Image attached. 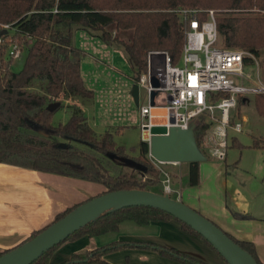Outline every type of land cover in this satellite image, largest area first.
I'll use <instances>...</instances> for the list:
<instances>
[{
    "label": "trees",
    "instance_id": "obj_1",
    "mask_svg": "<svg viewBox=\"0 0 264 264\" xmlns=\"http://www.w3.org/2000/svg\"><path fill=\"white\" fill-rule=\"evenodd\" d=\"M179 8H216L219 34L226 47L249 51L256 58L264 49V0H0V32L5 29L2 27L5 24L15 30L11 37L8 29V33L2 35L5 43L0 44V163L100 182L106 188L102 193L151 190L161 183L162 170L150 157L146 141L140 142V155L131 157L124 147L115 143L112 132L98 136L81 108L71 106V116L65 123L54 124V115L64 106V99L94 96L82 74L86 50L74 43L76 29L98 31L95 35L104 42L122 44L136 79L147 71L151 51H168L173 64L180 62L187 24L174 11ZM200 17H205V13ZM10 41H17L27 49L20 71L11 70L5 62ZM60 98L63 99L59 101ZM57 101L61 105L49 110L48 106ZM245 102L247 99L242 97L239 106ZM256 108L264 116V93L256 94ZM211 126L206 116L196 121V140L207 156L205 136ZM232 140L235 143L237 138ZM73 141L83 142L91 148L84 149ZM254 145L264 146L257 140ZM108 154L131 159L140 167L126 163L130 171L114 175L103 161ZM200 165V162L189 163L191 186L201 183ZM79 204L58 213L54 221ZM232 214L237 219H252L248 213L233 211ZM172 219L180 221L187 232L208 242L190 225L167 211L152 206H128L107 212L88 223L31 264H49L52 255L64 243L82 236L118 232L125 221L148 225ZM51 223L33 232L24 242ZM226 233L259 264H264L252 241ZM127 248L153 250L184 264H208L174 247L124 240L74 253L62 264H107L106 254ZM9 250L0 252V256Z\"/></svg>",
    "mask_w": 264,
    "mask_h": 264
},
{
    "label": "rangeland",
    "instance_id": "obj_2",
    "mask_svg": "<svg viewBox=\"0 0 264 264\" xmlns=\"http://www.w3.org/2000/svg\"><path fill=\"white\" fill-rule=\"evenodd\" d=\"M209 9L218 11L216 8ZM9 30L10 36L12 37L15 34V30L10 28ZM98 33V31L95 32L93 30L76 29L74 34V43L76 45L94 52V54L107 64L108 72L103 70L105 64H100L101 61L97 60L99 64H95L100 65L101 70L99 73L98 67L95 66L94 69L97 72L93 74L91 70L92 64L85 66L89 58L86 56L87 58L83 59L82 70L87 86L94 89L96 94H98L96 99H91L93 102L92 111H88L90 122L98 120L96 122L99 123V127H95L96 130H99L98 132L110 130L114 135L115 143L118 146L124 147L126 153L131 157H137L140 155V142L143 140L140 127V108L142 105L148 103L147 91L144 87H138L132 68L127 60L125 47L117 42H104L100 37L95 35ZM7 54L5 62L9 64L10 69L20 71L24 66L27 56L26 47L23 48L22 55L18 58L12 59L8 52ZM257 59L258 62L250 70L253 72L255 80L264 83V49ZM99 77L100 81L98 79ZM164 98L165 94L163 92L159 93L156 99L157 103L162 104ZM246 98L247 102L241 106L238 104L237 108L231 110L235 121H242V119L245 121L243 131L236 132L231 127L228 128L229 147L227 149L226 159H218L208 152V160L202 162V178H204L200 185H190L188 162H182L181 165L163 163L158 165L163 171L168 173L169 182L164 184L163 180L166 176L162 173L161 183L155 187H151V191L159 194H169L173 199L185 202L202 215L204 214L200 211V208L191 205L192 203H208L211 205L217 199L218 195L224 193L229 198L228 195L231 196L235 191L253 204L258 214L264 212V146L256 147L254 145L256 140L264 144V116L256 108V95L250 94ZM62 99L60 98L59 101ZM94 103L100 106V108H97L98 111H96ZM71 111V106H63L60 108L54 115V124L57 125L60 122H67L71 116ZM158 118L161 117L159 116ZM233 137L237 138L235 143L232 140ZM58 139L63 141L61 137ZM73 143L84 149L91 148L90 145L83 142L73 141ZM103 161L114 175L120 172L130 171V166L126 167L125 165L127 161L116 155L108 154L103 158ZM226 181L229 185H225ZM90 183L95 193L102 192L105 189L104 184L100 182L90 181ZM167 184H170L171 192L164 191ZM229 202L231 204L230 200ZM134 226L139 227V224L137 225L133 221H127L123 224L121 232H111L102 235L99 240L101 244L110 243L116 240L120 234H125L127 231H130ZM208 247L212 255L209 254L208 259L204 260L211 262L209 264H227L224 261L225 259L214 248L211 246ZM164 261L168 263L172 260L166 258ZM132 262L135 264H149L137 263L135 260H132ZM171 263L177 262L172 261Z\"/></svg>",
    "mask_w": 264,
    "mask_h": 264
},
{
    "label": "crops",
    "instance_id": "obj_3",
    "mask_svg": "<svg viewBox=\"0 0 264 264\" xmlns=\"http://www.w3.org/2000/svg\"><path fill=\"white\" fill-rule=\"evenodd\" d=\"M85 50L86 55L83 59L89 58L85 66L92 64L91 70L93 74L97 72L94 69L95 66L98 67L99 73L101 70L100 65L95 64L98 63L97 60L101 61L100 64H105L103 70L108 72L107 64L102 59L94 52ZM100 77L98 78L99 81ZM104 81L107 82L106 80ZM92 90L94 91L92 98L76 97L64 99L63 105L81 108L85 113L88 124L100 136L110 130L98 132L99 130L95 129V127H99V123L96 122L98 120L90 122L88 111H92L93 102L91 99L94 100L98 96L95 90ZM97 102L100 104L99 101ZM94 105L96 106V111H98L97 108H100V106L96 103ZM161 114L162 111L155 112V115H158L157 117ZM170 164L176 165L175 163ZM179 164L181 165V163ZM202 169L201 163V183L204 178H202ZM227 184L226 181L225 185ZM105 190L106 188L103 191ZM102 192L95 193L91 188L90 181L86 179L0 163V252L19 246L33 232L53 222L56 215L61 211ZM228 196L229 198L224 193L218 195L211 205L208 203H192L191 205L200 208L204 215L215 221L237 239L252 241L256 245L257 253L264 263V212L258 214L253 204L235 191L231 196ZM229 200L231 204H229ZM233 211L248 213L252 215V219H237L233 216ZM125 222L122 223L121 228ZM121 228L115 233L121 232ZM101 236H82L74 241L64 243L52 255L49 264H62L74 253L93 250L105 245L101 244L99 240ZM116 240L144 241L174 247L208 264L211 263L204 260L208 259L209 254L212 255L208 249V246L211 245L196 234L184 230L181 222L175 219L152 222L148 225H139V227L134 226L125 234H120ZM166 258L177 263H171L172 261L167 263V261H164ZM104 260L107 264H135L132 260L137 263L149 264L182 263L162 256L156 251L140 248H127L111 252L104 256Z\"/></svg>",
    "mask_w": 264,
    "mask_h": 264
},
{
    "label": "built area",
    "instance_id": "obj_4",
    "mask_svg": "<svg viewBox=\"0 0 264 264\" xmlns=\"http://www.w3.org/2000/svg\"><path fill=\"white\" fill-rule=\"evenodd\" d=\"M174 11L187 24L180 62L173 64L168 51H151L147 71L135 79L148 95V103L140 108L142 138L149 144L153 126H164L167 130L173 126L187 129L192 122L206 116L212 126L205 136V147L212 156L225 159L229 147L228 128L242 132L245 125L243 119H233L231 110L237 108L242 97L247 99L250 94L264 93V83L255 80L250 70L258 59L249 51L228 48L222 43L215 9L179 8ZM201 13H205V17L201 18ZM2 27L9 29L10 25ZM4 43L1 36L0 44ZM22 52L19 42L10 41L8 53L12 59L20 57ZM153 78L158 80V86L152 84ZM153 91H156L154 105L151 104ZM161 92L165 98L159 104L156 99ZM156 109L164 111L162 121L154 120ZM151 158L158 167L163 164ZM162 173L166 176L165 184L169 182V175L163 170ZM171 190L167 184L164 191Z\"/></svg>",
    "mask_w": 264,
    "mask_h": 264
},
{
    "label": "water",
    "instance_id": "obj_5",
    "mask_svg": "<svg viewBox=\"0 0 264 264\" xmlns=\"http://www.w3.org/2000/svg\"><path fill=\"white\" fill-rule=\"evenodd\" d=\"M5 28L0 37L8 33ZM152 84L158 86L157 79ZM139 87V86H138ZM156 91L152 92L151 104L154 105ZM137 99L138 96L136 95ZM60 102L51 103L53 111ZM196 122L187 129L173 126H153L149 143V155L161 163L205 162L208 156L199 147L195 135ZM132 167H140L131 159L126 160ZM128 206H152L167 211L190 225L200 233L228 264H259L247 250L235 242L216 223L202 215L185 202L173 199L169 194H159L151 190L127 189L108 191L79 204L63 218L52 222L32 239L3 253L0 264H31L44 252L60 244L75 231L98 219L107 212Z\"/></svg>",
    "mask_w": 264,
    "mask_h": 264
},
{
    "label": "bare ground",
    "instance_id": "obj_6",
    "mask_svg": "<svg viewBox=\"0 0 264 264\" xmlns=\"http://www.w3.org/2000/svg\"><path fill=\"white\" fill-rule=\"evenodd\" d=\"M156 111H159V110H156ZM156 111L154 110V117H155L154 120L157 121V122H158V121H162V120H163V113L160 115V117H162V119H161V118H158V119H157V117H156V115H155V112H156Z\"/></svg>",
    "mask_w": 264,
    "mask_h": 264
}]
</instances>
